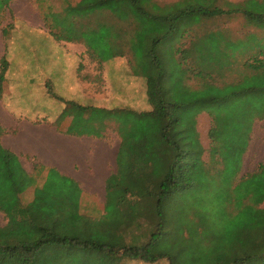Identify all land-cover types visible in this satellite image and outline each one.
Here are the masks:
<instances>
[{"label": "trees", "instance_id": "1", "mask_svg": "<svg viewBox=\"0 0 264 264\" xmlns=\"http://www.w3.org/2000/svg\"><path fill=\"white\" fill-rule=\"evenodd\" d=\"M10 2L0 0V15ZM215 2L64 0L61 10L50 7L41 13L56 40L83 43L92 59L130 56L132 73L146 81L151 108L85 105L56 95L50 86V93L66 104L54 122L60 131L95 137H106L110 126L117 131V171L107 179L102 211L74 178L35 161L32 172H24L14 154L0 147V210L6 218L0 226V264L167 258L156 247L172 240L176 226L163 206L168 210L176 191L218 187L228 176L229 196L220 216L225 226L216 229L214 211L193 202L198 205L190 209L199 217L191 224L193 246L202 245L212 264H264V160L240 176L254 124L264 119V45L236 67L235 79L227 80L224 37L201 29L205 19L224 12ZM246 4L235 10L242 11L248 25L264 29V12ZM250 40L245 53L260 44L256 36ZM8 68V59L1 57L0 97ZM197 79L198 85L188 86ZM249 97L263 103H251ZM193 105L200 108L192 110L190 130L184 109ZM202 110L212 117L209 160L194 118ZM29 189L32 196L25 200Z\"/></svg>", "mask_w": 264, "mask_h": 264}, {"label": "rangeland", "instance_id": "2", "mask_svg": "<svg viewBox=\"0 0 264 264\" xmlns=\"http://www.w3.org/2000/svg\"><path fill=\"white\" fill-rule=\"evenodd\" d=\"M75 1V0H74ZM162 3H170L177 0H157ZM64 0H44L43 3L38 2L37 0H32L31 2L20 0L15 2L14 6L10 4L2 11L5 12V16L0 15V59L1 57L5 56L7 59L10 57V53L16 52L18 54L17 59L22 58L24 56L25 59L29 60L28 63L39 64L41 65L42 62L40 59L41 53L44 54L46 51H43V38L41 36H30L31 34L26 32V41L20 43L19 45L16 43L13 44V50L11 48L10 41L16 37L14 32H12L14 28V21L15 13L18 15L23 10L31 9L32 7L35 10L40 11V13L46 12L50 7L55 10H61L62 4ZM246 2L247 7H251L256 12H264V0H216L215 4L224 10L221 14H216L210 18H207L203 21L201 29L203 31L212 30L216 33L217 37L220 39L222 36L224 37V42L221 45L224 56L228 55L223 63L227 65L225 69V73H229L227 80H233L236 78V67L242 65L243 62L249 60L248 57L254 55L255 52L262 48L264 45V29L251 24L248 25L247 19L242 11H237V6ZM232 4V6H230ZM245 5V6H246ZM7 12V13H6ZM42 15V14H41ZM43 18V15H42ZM44 19V18H43ZM20 21V20H19ZM45 22V21H44ZM24 24L25 22L20 21V24ZM45 27L49 30V27L44 24ZM4 28L8 29L7 34L4 33ZM51 34V33H50ZM254 36L258 38L260 44L254 45L256 48H251L250 51L245 50L247 48L252 47L251 45L248 46L250 39ZM241 39L245 40L244 46L241 44ZM38 40V41H37ZM189 40V39H188ZM66 42V52L70 53L77 52V54H81L82 57L85 58L84 61V74L86 78L95 80L97 84V96L98 99L103 101L105 104L113 106V107H130L133 109H150L151 105L148 102L147 92H146V81L142 76H136L132 73L130 68L129 58L130 56H119L111 61L107 62H99L98 60L92 59L89 54L87 53V48L83 43L79 42ZM248 46V47H247ZM32 47V49L30 48ZM27 48V49H26ZM37 48L36 50H34ZM11 49V51H10ZM243 49V50H242ZM241 51H244L242 53ZM44 52V53H43ZM21 55H23L21 57ZM91 58V61L89 60ZM65 61L61 60V66L64 67L66 63ZM38 60V61H37ZM252 62V61H251ZM16 64V63H15ZM65 68V67H64ZM107 69L109 72V76L112 81V92L106 93L104 89L99 86L101 85L102 77L104 70ZM235 71V72H234ZM125 77H129V85H126ZM123 79V81H121ZM197 81V82H196ZM197 80H190L188 83L190 87L194 84V86L198 85ZM93 86L90 85L86 89L92 91ZM63 90V89H62ZM31 93L30 88L27 89L26 92H21L17 90L13 93L8 101H6L7 105L9 104L10 109H15L17 112H26L30 117L35 116L37 114H48L53 115L57 113L60 109V102L57 104L50 105L48 101L43 99H37L35 94L29 95ZM259 96V95H258ZM251 98V103L255 100L257 104L263 103V101L259 100V97H249ZM264 100V99H263ZM110 103V104H109ZM93 105V104H92ZM97 106V105H96ZM200 106L193 105L187 109H184V116L187 119V127L190 130L192 129V118L190 115L192 114L193 109H199ZM0 109L1 107V99H0ZM200 111L197 116L194 118L197 121V129L200 133V140L205 148L204 159L209 160L210 154L209 149L211 146V138L209 135V130L212 125V117L209 113H202ZM106 137L114 139L118 142L119 135L117 131L110 126L107 129ZM264 160V119L257 120L253 127L252 137L250 140V144L243 155L242 165H241V172L240 176L253 172L258 168L260 162ZM29 166L34 164L33 160L28 159ZM238 160L236 159V163ZM231 177H226L222 181V183L216 187L207 184H203L200 186L201 188L205 186L204 189L199 190L197 187L194 191H192V187L188 190V192H179L176 191L177 194L172 198V203L165 208L163 206V213L168 215V217L173 218V224L176 226L175 231L172 233L173 238L171 241H164L157 245L156 249L160 252L165 251L167 258H161L160 260L156 261L155 264H169V258L174 260V263L180 264H212L214 263L212 259H210L209 253L205 252V249L202 245H195L193 246L192 240V227L193 218L199 217L197 214H193L191 206H197L198 204H193V202L200 203L204 206V209H209L214 211L212 218L214 219L213 224L216 229H221L225 226V222L222 219V211L223 207L227 205L225 203V197L229 196L228 190L225 189L227 186L231 185ZM114 181V180H112ZM111 181V182H112ZM237 197H240V193H237ZM32 196V191H28L24 194V199L28 200ZM191 197H196L197 201H192ZM186 214V216H185ZM220 217V218H219ZM238 218L239 215H237ZM196 221V222H198ZM242 223L246 222V218L241 220ZM196 227H199L201 230L202 227L199 226L198 223L195 224ZM176 235H179V238L176 239ZM222 242V240H221ZM139 264H150L146 262H140Z\"/></svg>", "mask_w": 264, "mask_h": 264}, {"label": "crops", "instance_id": "3", "mask_svg": "<svg viewBox=\"0 0 264 264\" xmlns=\"http://www.w3.org/2000/svg\"><path fill=\"white\" fill-rule=\"evenodd\" d=\"M17 1L20 0H11L10 5L14 6ZM25 1L31 2L32 5V0ZM4 14L5 12H1L2 16H5ZM14 15L16 20L12 32L16 37L10 41L12 50L13 44L16 45V43L19 45L26 41L28 46L30 45L25 39L27 36L24 31L26 30L31 34L30 36H41L44 39L43 51L46 53H41L38 59L42 62L41 65L28 63L29 60L23 55L18 60L16 52L10 53L8 57L7 80L4 93L0 97L3 108L0 109V147L14 154L17 167L20 166L24 172L29 173L33 170V165L29 166L28 159H30L54 167L60 173L74 178L80 184L84 194L103 211L107 200L106 182L108 177L117 171L121 138L119 136L120 139L117 142L108 137L74 135L60 131L54 122L66 104L50 93V86L53 93L66 100L108 108L113 106L98 99L95 85L97 83L95 80L92 82L91 79L86 78L84 68H82L85 58L77 52H66V42L56 40L50 34L44 25L40 11L32 7ZM19 20L25 23L19 25ZM64 58H66L65 68L61 66V60L65 61ZM89 60L91 61V58ZM128 79L129 77L124 79L127 86L129 85ZM100 84L99 86L106 93L111 94L112 81L107 69L104 70ZM90 85L93 86L92 91L86 89ZM28 88L31 90L29 95L34 93L37 99L44 98L50 105L60 102L62 104L60 110L53 115L37 114L30 117L25 111L17 112L15 109H10L9 104L6 103V101L9 103L7 99H10L15 91L26 92ZM5 223V214L0 210V226ZM140 262L144 261L124 260L120 264H139ZM150 264H155V262Z\"/></svg>", "mask_w": 264, "mask_h": 264}]
</instances>
